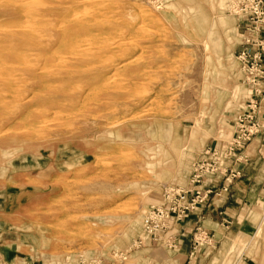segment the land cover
Segmentation results:
<instances>
[{
  "label": "rangeland",
  "instance_id": "374dc122",
  "mask_svg": "<svg viewBox=\"0 0 264 264\" xmlns=\"http://www.w3.org/2000/svg\"><path fill=\"white\" fill-rule=\"evenodd\" d=\"M232 1L0 0V264H144V217L245 108ZM241 255L264 217L211 251Z\"/></svg>",
  "mask_w": 264,
  "mask_h": 264
},
{
  "label": "built area",
  "instance_id": "2783aa9c",
  "mask_svg": "<svg viewBox=\"0 0 264 264\" xmlns=\"http://www.w3.org/2000/svg\"><path fill=\"white\" fill-rule=\"evenodd\" d=\"M232 13L238 18L239 50L236 59L249 87L245 108L234 122L231 137L219 145L210 144L197 156L187 186L166 188L164 203L153 208L143 219V226L153 242L166 240L172 247L171 220L203 210L215 190L207 180L220 182L228 191L240 176L237 165L243 160L241 150L254 136L264 132V0H233ZM79 264H101L100 260H83Z\"/></svg>",
  "mask_w": 264,
  "mask_h": 264
},
{
  "label": "crops",
  "instance_id": "0c3cea01",
  "mask_svg": "<svg viewBox=\"0 0 264 264\" xmlns=\"http://www.w3.org/2000/svg\"><path fill=\"white\" fill-rule=\"evenodd\" d=\"M242 156L237 165L240 176L228 191H221L217 180H207L206 186L216 192L211 193L206 207L181 220H171L172 247L162 239L145 243L138 250L144 264H217L212 250L257 231L264 217V133L245 146ZM235 262L250 264L243 255Z\"/></svg>",
  "mask_w": 264,
  "mask_h": 264
},
{
  "label": "bare ground",
  "instance_id": "6f19581e",
  "mask_svg": "<svg viewBox=\"0 0 264 264\" xmlns=\"http://www.w3.org/2000/svg\"><path fill=\"white\" fill-rule=\"evenodd\" d=\"M86 11V10H85ZM88 11V10H87ZM85 13V12H84ZM151 32V31H150ZM127 58V57H126ZM130 58V57H129ZM72 104V103H71ZM73 105V104H72ZM19 109V108H18ZM12 110V109H11ZM13 111V110H12ZM64 111V110H63ZM54 113V112H53Z\"/></svg>",
  "mask_w": 264,
  "mask_h": 264
}]
</instances>
